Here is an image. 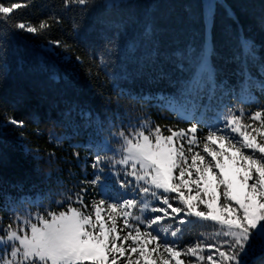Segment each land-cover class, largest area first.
Masks as SVG:
<instances>
[{
	"label": "trees",
	"instance_id": "16d2710c",
	"mask_svg": "<svg viewBox=\"0 0 264 264\" xmlns=\"http://www.w3.org/2000/svg\"><path fill=\"white\" fill-rule=\"evenodd\" d=\"M26 4L12 14L10 24L47 19L53 27L38 37L15 32L7 39L3 70L8 75L0 81V120L7 112L26 121L27 127L0 128V217L5 225L10 215L6 205L28 215L40 203L64 199L68 190L78 192L82 180L92 179L90 162L103 142L111 140L109 133L129 122L150 120L151 125L185 128L194 119L218 115L225 105L246 113L264 106V92L257 87L264 79L258 72L264 62V0H216L209 26L203 0H125L113 9L96 0L86 14L65 9L63 0H26ZM57 17L60 24L55 23ZM110 22L121 23L129 33L142 32L145 24H151L159 54L149 63L138 49L120 54L106 70L99 69L94 52L111 37ZM244 38L254 42L255 60L242 54ZM49 40L66 41L68 48L50 53ZM202 52L218 85L213 111L206 114L202 105L208 103L211 85L208 73L202 75L193 59ZM121 91L123 95H118ZM50 132L63 142H50ZM26 149L38 150L37 157ZM214 227L200 222L185 225L180 242H210L215 239ZM257 256L264 261V254Z\"/></svg>",
	"mask_w": 264,
	"mask_h": 264
},
{
	"label": "snow or ice",
	"instance_id": "6c2138e0",
	"mask_svg": "<svg viewBox=\"0 0 264 264\" xmlns=\"http://www.w3.org/2000/svg\"><path fill=\"white\" fill-rule=\"evenodd\" d=\"M124 2L103 0L102 7L113 9ZM26 6V0H0V81L8 75L3 70L7 39L15 32L38 37L53 27L47 19L10 24L12 14ZM95 6L96 0H63L65 9L85 14ZM202 8L212 18L214 0H203ZM110 23L111 37L94 52L99 69L106 70L122 53L143 49L149 63L159 54L151 24L129 33L121 23ZM48 44L50 53L68 48L66 41ZM241 52L251 60L258 57L247 38ZM193 59L202 75L208 73L211 85L208 103L202 105L206 114L213 111L218 85L209 72L207 54ZM258 72L264 77V62ZM257 87L264 92V79ZM8 125L27 127L26 121L4 112L0 128ZM189 125L129 122L109 133L111 140L103 142L90 162L92 179L82 180L78 192L68 190L64 199L40 203L28 215L6 205L10 215L7 225L0 217V264H264L257 256L264 254V106L246 113L225 105L218 115ZM49 141L58 145L63 138L50 132ZM26 151L33 158L38 155V150ZM73 155L79 157L78 152ZM197 222L214 225L215 239L182 245L183 226Z\"/></svg>",
	"mask_w": 264,
	"mask_h": 264
},
{
	"label": "rangeland",
	"instance_id": "374dc122",
	"mask_svg": "<svg viewBox=\"0 0 264 264\" xmlns=\"http://www.w3.org/2000/svg\"><path fill=\"white\" fill-rule=\"evenodd\" d=\"M214 2H216V0H214ZM203 12H204V10H203ZM204 18H205L207 26H209L211 18H208L205 13H204ZM167 223H168V221H165V224H167Z\"/></svg>",
	"mask_w": 264,
	"mask_h": 264
}]
</instances>
